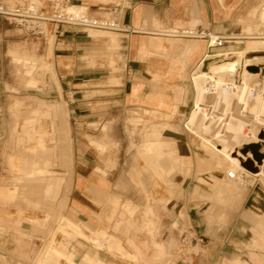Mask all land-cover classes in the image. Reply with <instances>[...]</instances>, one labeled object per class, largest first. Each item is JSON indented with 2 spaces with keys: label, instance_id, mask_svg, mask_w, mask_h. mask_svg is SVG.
<instances>
[{
  "label": "crops",
  "instance_id": "0c3cea01",
  "mask_svg": "<svg viewBox=\"0 0 264 264\" xmlns=\"http://www.w3.org/2000/svg\"><path fill=\"white\" fill-rule=\"evenodd\" d=\"M30 2L33 1L12 0L8 4L21 6ZM53 2L49 9L41 8V11L50 14ZM69 4L93 17L114 19L121 27L107 31L47 22L43 35L26 38L34 52L21 58L29 61L35 55L43 60L45 70H51L57 79L49 81L51 87L46 90L56 92V99L65 102L70 120L75 124L103 123L107 118H113L112 114L117 111L124 119H129L130 113L138 109L150 112H168L174 107L185 109L192 104L193 97L194 106L197 102L196 109L199 110L202 99L198 97L197 84L201 83L200 79L196 82L193 78L197 74L210 75L206 72L208 64L216 58L207 57L209 50L205 40L181 37L175 32L195 28L234 36L235 39L227 40L225 45L213 48L211 52L241 54L235 51L246 49V41L250 46L255 43L249 36L260 23L259 16H264V0H70ZM15 33L11 22L0 15V39ZM256 50L246 49L243 53ZM44 73H41V79ZM230 76L228 70L226 77ZM27 84L35 86L36 78H29ZM19 113L16 109L14 117L17 118ZM191 116L192 113L187 123ZM33 121L21 126L23 134L18 137L17 147L25 148V154L17 162L10 160V163L20 173L16 177L23 190L19 197L35 205L29 197L35 193V188L41 186L47 194L52 188L49 184L44 185L46 177L42 174L49 171L46 168L50 152L45 148L46 132L42 126L34 127ZM16 123L15 120L14 125ZM173 129L177 130L176 127ZM158 133L157 130L151 132L154 136ZM194 133L208 149L207 163L215 167L228 166L227 171L242 168L231 155L214 147L210 139L200 132ZM238 133L233 129L224 143L233 148L244 141H254L253 137L244 135L245 140L236 142L233 137L236 136L238 141ZM231 141L236 145L233 146ZM259 151L263 153V159L258 172L246 170L253 174L252 184L236 188L223 180L212 201L202 194L198 201L188 195L178 200L173 196L162 219L158 206L149 204L145 209L144 193L140 188L148 192L153 187L152 172L165 178L163 171L166 170L160 164L163 158L175 164L184 161L173 154L166 142L159 139L146 142L142 152L145 165L124 164L118 173V169L98 166L95 162L85 164L74 160L71 182L77 195L69 201L72 219L66 218L58 228L65 231L70 227L72 230L67 231L68 234L79 235H75L66 247L62 243L60 249L47 254L41 264H54L57 257L63 255L64 248L75 264H264V148ZM72 155L79 157L75 151ZM35 156L40 158L38 166ZM251 157L249 153L247 158ZM189 166L191 171L202 168V165L199 168L194 164ZM166 169L173 171L174 168L170 163V168ZM169 182L175 187V178ZM189 186L187 183L185 188ZM85 188L90 190L88 195L84 194ZM102 188L110 189L111 194L104 190V195L96 200L95 190ZM117 188L124 190L118 193ZM2 196L7 195L0 188ZM9 196L13 198L14 194ZM95 202L101 203L99 208L94 206ZM178 202L182 206H178ZM113 203H118L119 208L107 222L108 212L115 209ZM120 205L124 208L120 209ZM140 206L141 210H150L152 214L144 217L133 214ZM208 211L223 221L208 224ZM44 220L37 225L21 220L11 233L1 236L4 241L0 238V264H37L41 241L47 233ZM228 223L230 225L225 227ZM183 229H189L191 240L188 243L198 249L197 252L188 254L189 244L181 243ZM89 232L109 235L104 247H96L92 241L95 237ZM198 237H203L202 243L194 242L193 238Z\"/></svg>",
  "mask_w": 264,
  "mask_h": 264
},
{
  "label": "rangeland",
  "instance_id": "374dc122",
  "mask_svg": "<svg viewBox=\"0 0 264 264\" xmlns=\"http://www.w3.org/2000/svg\"><path fill=\"white\" fill-rule=\"evenodd\" d=\"M2 1L12 3V0ZM31 1L35 3L38 10H41V8L49 9L52 2V0ZM11 25L17 33L5 35L0 39V188L7 195L0 197V238L4 241L1 236L4 237L11 233L21 220L37 225L41 219L42 221L45 219L47 233L41 241L42 247L37 254V264H41L40 261L46 258L47 254L52 253L54 249H60L62 243L66 247L75 235H79L68 234L67 231L71 232L72 230L70 227H66L65 231L58 228L60 224L65 223L66 218L72 219L73 212L70 209L71 203L69 201L73 195H77L71 182V166L74 160H80L85 164L95 162L98 166L118 169V173L124 164L145 165L142 152L146 142L154 139L166 142L171 147L173 154L182 157L184 161L175 164L165 161L163 158L160 164L166 170L163 171L165 178H160L152 172L153 187L148 192H146L147 189L140 188L144 193L145 209L149 204H153L155 207L158 206L160 219H162V214H165L166 205L173 196L178 200L183 195H188L193 200L197 198L198 201L200 194H202L204 198L207 197L208 200L212 201L215 200L219 183L223 180L231 183L236 188H245L253 183V179L249 178L253 177L252 173L245 171L247 176L245 181H239L238 184L226 177L228 166L215 167L211 163H207L205 160H207L209 154L208 149L202 145L201 140L194 131L200 132L202 136L210 139L215 145L223 144L229 136L228 133H232L233 129H237L239 132L238 141L236 136H230L235 138L236 142L243 141L246 138L243 131L245 132L248 129L255 131V133L259 131L258 135L262 140L256 145L259 148H264V103L262 101L251 99L250 95L245 92L243 102L240 105H234L232 94L223 93L217 97L212 94H202L203 81H205L206 76L197 74L196 78L200 79L201 83L200 85L197 84L199 87L198 97L202 99L200 101H203L201 106L204 109L200 111L197 108L191 116L190 123L187 122L194 109L195 97H193L192 104L185 109L174 107L168 112H150L138 109L130 113L129 119H124L120 115L121 113L117 111L112 114L113 118L109 117L103 123L75 124L73 120H70L69 108L65 102L56 99V92L46 90L51 87L48 82L52 79L57 81V79L55 75H52L51 70H45L42 64L43 60L35 55H33V60L29 61L21 58L25 54L32 55L33 50L27 44L26 38L34 35L26 33L20 26L12 22ZM246 45L248 46L246 49L264 47V41L251 46L246 41ZM241 48L230 49L238 50ZM217 59H222V57H217ZM203 70L206 71V68H203ZM43 71L45 73L43 79H41ZM31 77L37 80L35 86L27 84V80ZM256 77L255 79L260 81V78ZM255 79H248V86L255 83ZM216 82H219L217 78ZM250 91L251 88L249 87L248 92ZM206 103L214 104H211L213 110L209 118H206L209 110L206 109ZM16 109L20 111L17 118L14 117ZM34 110H36V113L33 112ZM218 116H223V118L217 120ZM32 117H34L33 126L37 129L42 126L46 132L44 142L45 148L50 151L48 153L49 164L46 167L49 171L42 174H45L46 177L43 182L44 185L49 184L52 188V192L48 194L46 191L44 192L41 186V188H35V193L29 196L35 205L19 197L22 196L23 190L17 183L19 180L16 177L20 173L10 163L11 161L17 162L26 152L24 151L25 148L17 147V142L18 137L23 134L21 126L33 120ZM24 118H27V120ZM228 118L229 121L225 127L223 123ZM15 120L17 123L14 125ZM210 121L212 122L210 123ZM174 127L177 128L176 131H174ZM153 130H157L159 133L154 136L151 134ZM221 132L223 134L220 136ZM236 142L231 141L233 146L236 145ZM31 143H35V141H31ZM37 150L39 151L40 148L37 147ZM165 150L168 151V149ZM73 151L79 154V157L73 156ZM91 153H95V155H91ZM163 156L167 157V154L164 153ZM260 156L263 157V153L259 152L257 158H260ZM35 158L38 166L40 158L37 156ZM254 159L252 153V157L248 159L246 164L249 168L256 169V172H258L257 164L259 162L257 160L255 162ZM170 163L174 168L173 171L166 169L170 168ZM189 164H194L197 168L202 165V168L201 170L191 171L189 170ZM98 170L101 171V169ZM174 178L175 187L169 182ZM187 183L190 186L185 188ZM14 187H16L15 192L13 191ZM104 190L108 192V195L111 194V190L108 188L96 189V200L99 196L104 195ZM115 190L120 193L124 189L117 188ZM88 191L90 190L85 188L84 194L88 195ZM201 191L202 193H200ZM12 194H14L13 198L8 197ZM91 196H94V194L91 193ZM100 205L101 203H94L96 208H99ZM177 205L182 206L180 202ZM113 206L115 209L108 212L107 222L112 220L119 208L118 203H113ZM123 206L120 205V209H123ZM198 206L195 205L197 208ZM141 208V206L140 208L137 207L133 214H140L141 217L152 214L150 210L143 208V211ZM207 217L208 224L211 221L215 222L217 220L218 224L223 221L222 218L217 219L210 211H208ZM229 225L230 223L225 227ZM85 229L90 231L87 227ZM89 233L95 237L92 241L96 247H104L109 239L107 234ZM99 240H102V243ZM179 246L177 243V247ZM188 246L186 249L188 254L189 252H197L198 249H194L190 244ZM226 249L227 247L224 248V252ZM222 254L225 255V253ZM54 264H75V261L71 255H67L64 248L63 255L58 256ZM207 264H210V262H207Z\"/></svg>",
  "mask_w": 264,
  "mask_h": 264
},
{
  "label": "built area",
  "instance_id": "2783aa9c",
  "mask_svg": "<svg viewBox=\"0 0 264 264\" xmlns=\"http://www.w3.org/2000/svg\"><path fill=\"white\" fill-rule=\"evenodd\" d=\"M70 0H54L52 5V12L50 14H45L41 10H38L34 2H30L26 5H10L0 1V15L3 16L7 21L12 22L20 26L26 33L34 36H41L44 34L47 22H53L56 24H67L74 25L85 29H96V30H107V31H116L121 27L111 18H99L89 15L83 9H70ZM175 34L200 40L203 39L206 41L207 48L209 53H207L208 58H224L226 55H230V52L225 53H213L211 50L213 48L222 47L226 44L227 40L235 39L234 36L220 35L213 33L204 29H195V28H183L175 32ZM249 37L252 39H259L264 41V20L261 22L260 27L255 33L251 34ZM263 65V64H261ZM240 66L235 74L231 75L229 79L223 81L222 85L216 90H224L227 93L233 92L234 83L237 81H243V78L240 76L239 72ZM208 72V70L206 71ZM203 81L206 92L213 93L215 88L213 86V79L205 77ZM250 94L253 98H264V87L262 80L260 81L255 79V83H252L250 86ZM206 117H210L212 112V105L207 104ZM246 170H235L230 169L226 172L228 178L236 181H245L246 179ZM250 179L253 177H249ZM248 179V180H250ZM189 229H183L181 233V243L187 244L191 239L188 235ZM195 243H202L203 237H198L197 239L193 238Z\"/></svg>",
  "mask_w": 264,
  "mask_h": 264
},
{
  "label": "bare ground",
  "instance_id": "6f19581e",
  "mask_svg": "<svg viewBox=\"0 0 264 264\" xmlns=\"http://www.w3.org/2000/svg\"><path fill=\"white\" fill-rule=\"evenodd\" d=\"M70 9H79V8L70 5ZM263 20H264V16H259V22L260 23H259V25H257V28L255 30H258V28L260 27V24ZM253 33H255V32H253ZM250 40L255 42L252 45H256L258 43L263 42L262 40H259V39H250ZM249 49H257V50H256V52L255 51H247L245 53H243V51H245L246 49L240 50V51H235L238 53L242 52L241 54H237V53H234L231 51L230 56L226 55L222 59H217V60H213L212 62H209L208 71H209L210 75H207L206 77L213 79V82H214L213 86H214L215 90L213 93H207L205 86L203 85L204 86L203 87V93L204 94H212L215 97L220 96L223 93H227L224 90H219V89L216 90V89L222 85L224 80H226L227 78L229 79V77H226L228 74V70H229L230 74L233 75V74H235V72L238 70V67L240 66V69H239L240 73L239 74L243 78V81L241 82V81L235 80L236 82L234 83L233 92L227 93V94L233 95V97H232L233 104L234 105H240L241 102H243L245 92H247V94L250 95L251 99L257 100V101H262L264 103V98H253L251 96L250 92H248L249 86L247 84L248 79L252 80L253 78L255 79V77L257 76L256 78H260L262 80L263 87H264V70H262V67H261L260 71L252 72L246 68L247 66H251V65L259 66L261 64H264V47H256V48H249ZM204 73H206V72H204ZM196 76L197 75L194 76L193 80L197 82ZM210 76H212V78ZM224 77H226V78L221 80ZM216 78H217V81H219V82H216ZM211 104L214 105L213 103H210V105ZM201 105H203V101H201L199 103V107H200L199 110L200 111H202L204 109V107ZM196 106H197V102L194 106L192 114L196 110ZM206 118H209V117H206ZM220 118L222 119L223 116L222 117L218 116L217 120H221ZM228 121H229V118L226 122L223 123V125H225V127L227 126ZM211 122L212 121H210V123ZM210 123H208V124H210ZM208 124H206V125H208ZM222 134H223V132H221L220 136ZM243 134L253 137L254 141H245L244 143H241L239 146H234L233 148L230 147L229 145L225 144V143H223V144L219 143L216 145L213 142L212 143L214 144V147L221 149L223 152H225L229 156L231 155V158L242 167L240 170H247L249 172H253V171L247 169L241 163L243 161H245V162L248 161L249 158H247V156L249 153L252 156V151H259V147L256 144H258L259 141L262 139L258 135L259 131H257L255 133V131L248 129L245 132L243 131ZM257 135H258V137H257ZM213 138H216V137H213ZM242 157H245L246 159H243ZM254 161L256 162L255 159H254ZM257 165H259V163Z\"/></svg>",
  "mask_w": 264,
  "mask_h": 264
},
{
  "label": "water",
  "instance_id": "95a60500",
  "mask_svg": "<svg viewBox=\"0 0 264 264\" xmlns=\"http://www.w3.org/2000/svg\"><path fill=\"white\" fill-rule=\"evenodd\" d=\"M262 67V70H264V64L263 65H259V66H256V65H251V66H247L246 68L248 69V70H250V71H252V72H256V71H260V68ZM252 153H253V157L255 158V160H257L259 163L261 162V159L263 158V157H261L260 156V158H257V155H259V152H257V151H252ZM248 162V161H247ZM257 162V163H258ZM242 165H244L247 169H249V170H251V171H253V172H256L257 170L256 169H251V168H249L248 166H247V164H246V162L245 161H243L242 163H241Z\"/></svg>",
  "mask_w": 264,
  "mask_h": 264
}]
</instances>
